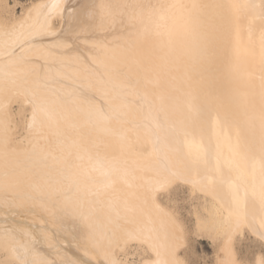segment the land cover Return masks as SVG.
I'll list each match as a JSON object with an SVG mask.
<instances>
[{"label": "bare ground", "instance_id": "obj_1", "mask_svg": "<svg viewBox=\"0 0 264 264\" xmlns=\"http://www.w3.org/2000/svg\"><path fill=\"white\" fill-rule=\"evenodd\" d=\"M14 9L0 0V264H137L135 241L139 264H187L160 199L176 183L217 264H252L234 245L264 248V0Z\"/></svg>", "mask_w": 264, "mask_h": 264}, {"label": "rangeland", "instance_id": "obj_2", "mask_svg": "<svg viewBox=\"0 0 264 264\" xmlns=\"http://www.w3.org/2000/svg\"><path fill=\"white\" fill-rule=\"evenodd\" d=\"M34 1L36 2L39 0H11V4L15 8V13L20 15L23 13V8H28V6H31ZM17 108L18 104L15 103V112H17ZM15 120L17 122L16 136L21 138L22 134H24L26 130L24 128V116L22 117L18 113L15 115ZM160 199L163 204L167 205V208L169 207L168 209L173 213L178 221L183 224L182 227L184 230V237H186V245H184V248L187 250V252L183 254L185 256L186 263L217 264V255L220 252L219 243H216L205 235H199L195 231L196 216L194 212L200 207L201 197L193 194L187 184L176 183L172 186L170 192L164 190ZM240 240V238H237L234 245L237 257L243 263L250 261L254 264L256 253L260 250L264 251V248L259 246L258 242H256L251 236H248L241 241ZM128 251L129 259L137 264H139L149 254L144 247L139 245L138 241L133 242L132 246L128 248ZM121 257H123V255H121Z\"/></svg>", "mask_w": 264, "mask_h": 264}, {"label": "snow or ice", "instance_id": "obj_3", "mask_svg": "<svg viewBox=\"0 0 264 264\" xmlns=\"http://www.w3.org/2000/svg\"><path fill=\"white\" fill-rule=\"evenodd\" d=\"M262 236H264V233H261ZM261 264H264V261H261Z\"/></svg>", "mask_w": 264, "mask_h": 264}]
</instances>
